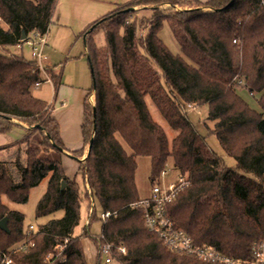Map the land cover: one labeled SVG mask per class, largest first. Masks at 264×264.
<instances>
[{
    "label": "trees",
    "instance_id": "obj_1",
    "mask_svg": "<svg viewBox=\"0 0 264 264\" xmlns=\"http://www.w3.org/2000/svg\"><path fill=\"white\" fill-rule=\"evenodd\" d=\"M57 1L0 0V133L22 124L28 130L24 140L0 149L10 152L0 160V221L6 218L9 228L8 233L0 230V245L8 250L30 243L26 251L13 255L22 264H43L45 256L65 240L69 241L67 261L55 264H87L82 235L76 233L82 222L76 183L65 175L60 161L45 153L66 150L52 108L33 94L46 79L30 49L19 48L28 49L31 59L10 51L32 33H48ZM149 1L119 6V11L86 32L93 87L85 102L80 151H87L86 182L97 204L88 225L98 220L97 207L113 214L102 222L101 236L113 250L125 249V254L116 250L114 258L120 264H205L167 251L158 236L145 228L143 210L131 207L140 200L135 180L138 160L150 159L152 183L174 161L189 184L168 207L175 226L198 245L249 259L252 244L264 240V0L168 2L192 9L181 12L154 7L166 4L164 0ZM196 4L215 9L229 6L205 12L193 9ZM136 7L142 8L120 11ZM145 11L151 15L135 18ZM164 28L171 45L163 40ZM237 34L240 66H236L232 44ZM98 35L103 38L100 45ZM238 72L249 92L260 95L261 113L232 88ZM50 79L57 91L60 76ZM91 93L94 106L88 99ZM147 99L173 133L172 140L153 119ZM188 104L208 108L206 118L214 124L209 134L216 137L225 156L235 161V167L226 166L209 146L190 120ZM33 132L43 141L37 146L30 140ZM45 144L48 150L42 147ZM46 179L47 191L35 214L36 219L47 221L27 238L25 216L10 210L4 199L25 204L30 191ZM59 213L63 214L60 218Z\"/></svg>",
    "mask_w": 264,
    "mask_h": 264
},
{
    "label": "rangeland",
    "instance_id": "obj_2",
    "mask_svg": "<svg viewBox=\"0 0 264 264\" xmlns=\"http://www.w3.org/2000/svg\"><path fill=\"white\" fill-rule=\"evenodd\" d=\"M170 1V0H168ZM199 1V0H198ZM151 2V0L149 1ZM154 2V1H153ZM200 2V1H199ZM232 2V1H231ZM202 3V2H201ZM231 4V3H230ZM229 4L227 6L221 7L217 10H223L226 7H228ZM157 9L160 10H167V9H172L175 10L177 12H181V11H190L192 10L191 7H183V6H174L172 4H163L161 6H154ZM139 8L142 7H136V8H126L124 10H120L121 12H136V10H138ZM193 9H199L202 11H209V12H215L216 9L213 6H208V5H194L192 7ZM119 11V9L117 8V10L115 12ZM145 14L151 15V13L149 11H145V13L142 12H138V14H135V18H142ZM112 15V14H111ZM110 16V15H109ZM108 17V16H107ZM92 26L86 31L87 33L91 30ZM64 35H66V31ZM84 33V37L86 39V34ZM162 35L164 42L167 45H171V39L169 37V33L167 31V28H164L162 31ZM240 37L237 35L234 36L232 44L235 47L236 50V54H235V63L236 66H240L241 65V57L240 54L237 53V50H240V46H241V40L239 39ZM102 36L98 35L96 36V43L97 45L102 44ZM235 39H239V41H237V43H234ZM59 48L62 50V48H66L68 51L65 54L67 57L69 56V53L71 54V59L72 57H74V54H80L82 53V55L84 54V51L80 49V47L76 48L75 50L73 49L74 41L73 40H59ZM62 41H65L62 43ZM46 43H47V37H46ZM62 43V44H60ZM95 43V44H96ZM83 46V43H81ZM47 46V45H46ZM44 49V56L48 54H46V48ZM60 49L57 48L58 51H61ZM72 50L75 51L74 53H72ZM81 50V51H80ZM11 52H16L19 54H23L26 58L31 59L30 57V52L28 49H25L23 52L19 49V48H11L10 50ZM62 52V51H61ZM62 54L56 55L55 53L53 54V59L56 61L58 59L59 64H62V66L60 67V71H63L65 69V66L67 64L66 61V57L61 56ZM62 57V58H61ZM70 59V61H71ZM86 62V61H85ZM84 62V65L86 64ZM81 63L77 64L75 67V71L77 73V76H80L81 74ZM49 71L46 72L48 74L49 77H53L56 75L55 71L49 67ZM52 71V73H51ZM56 77L58 78L59 75H56ZM243 75L238 72L235 76V78L233 79V85L232 88L234 89L235 92H237V94L249 105V107L252 110L257 111L258 113H261V108L259 106L258 100H259V94L258 93H251L249 92V85H247L246 80L244 78H242ZM53 79H50V82H44L42 84H40L39 87H37L36 89L33 90V94L34 96H36L37 98L39 97L40 100L46 102L47 104L50 105V100L54 98L55 96V91L54 88L52 89V86L54 87V85H51V82L53 83ZM54 84V83H53ZM89 103L92 104L93 106L95 105V99H94V95L93 93H91L89 95ZM93 100V102H92ZM147 104L148 107L150 109V112L153 116V119L160 123L167 131L169 139L172 140L173 139V133L170 132L168 125L166 124V122L164 121V119L162 118V116L160 115L159 111L155 108V106L152 104V102L150 101V99H147ZM195 105V104H194ZM52 108V107H51ZM200 114H196V112L192 111V110H188V116L190 118V120L195 124V126L198 128V130L200 131V133L206 137L207 143L209 144V146L218 154L219 157H221L225 163L226 166L228 167H235L236 163L233 159L227 158L222 150V148L220 147L217 139L215 136L210 135L208 128L212 129L214 127V124L212 122H209L207 120V113H208V108L207 107H200ZM75 115V114H74ZM17 124H21L19 121H15ZM78 126V123L75 122L71 125V130H72V134L74 136V138H76V132H75V127ZM32 127H29L28 129H31ZM79 135H80V128L77 127ZM28 135V130L23 127V126H19V125H14L10 131L5 132V133H0V148L1 147H5V145L8 144H12V143H16L19 141H22L24 139V137L26 138V136ZM30 140L31 143H33L35 146L38 145V143H40L42 141V138L40 136V134L38 132H33L30 135ZM77 141V140H76ZM43 142V141H42ZM41 142V143H42ZM42 147H44L45 149L48 150V145H42ZM42 148V149H44ZM6 151L2 150L0 151V160H5L7 159V157L9 156L8 153H5ZM77 152V151H75ZM47 155H49L48 157L51 159H56L58 161L61 162V165L63 167V170L65 172V175L67 177H69L71 180H74L76 183V187L79 191V196H80V200L82 203V222L79 226V228L76 230L77 235H82V246L84 247V254H85V258L87 261V264H105V258L102 257L101 255V245H100V241L98 240V237L101 236V228H102V221H101V214L102 212L99 210V208L97 207V221H92L91 227L89 225H86V218L91 215V211L88 210V207L91 209V207L94 205L97 206L96 204V200L92 197V194L90 193V186L88 185V182H86V172H85V162H86V157H87V151H85L83 153V151L79 150L78 155H72L73 152H66L63 151V155L62 154H58L57 152H54L53 150L49 149L48 152H45ZM6 156V157H5ZM74 156H76L77 160L74 159ZM146 160L139 159L138 160V164L139 165V175H138V179L141 180L142 177H144L145 179V174L147 172V163L145 162ZM173 161V160H172ZM143 163H144V172L143 171ZM172 164V168L174 166V161ZM168 166V165H167ZM170 166V167H171ZM151 177V175H150ZM151 181V180H150ZM149 181V186L148 184L145 182L146 184V189L149 190L150 187V183L151 186L153 185L152 181ZM47 185H48V179L44 180L38 187L32 189L30 191L29 194V200L27 203L25 204H20V203H15L10 201L8 198L4 199V203L9 207L10 210L12 211H17L22 213L25 216V221H24V234L26 235L27 238H30L36 231H38V229L34 230L33 233L30 232V235L27 234V232H29V227L34 225V226H38L41 224L46 223L47 220H38L36 219V214H35V210L37 207V204L39 202V200L42 198V196L45 194V192L47 191ZM62 213H59L57 215L58 218L62 217ZM82 229H84V231H82ZM24 243V242H22ZM21 243V244H22ZM116 250L119 252L118 249H114L112 252V255H114L115 257V253ZM126 253V251H125ZM124 253V254H125ZM113 257V258H114ZM111 264H120L117 260V258H114Z\"/></svg>",
    "mask_w": 264,
    "mask_h": 264
},
{
    "label": "crops",
    "instance_id": "obj_3",
    "mask_svg": "<svg viewBox=\"0 0 264 264\" xmlns=\"http://www.w3.org/2000/svg\"><path fill=\"white\" fill-rule=\"evenodd\" d=\"M135 0H58L56 8L54 10L51 25L49 31L46 34L47 37V50H46V66L51 67L56 75L60 76L59 86L55 91V96L50 100L52 107V117L55 118L60 126V135L65 146L66 152H75L82 150L84 147V139L82 134V125L85 115V102L89 90L93 87L92 74L89 67V62L86 56L84 33L93 26L97 21L113 14L119 6L127 5ZM168 3V0H164ZM202 3H206L210 0H199ZM66 31V35H64ZM73 40V49L80 47L84 51V54H74L71 59V54L67 57L66 48H59V40ZM65 41H62V43ZM60 43V44H62ZM83 43V46H81ZM60 49L61 51L57 50ZM80 50V51H81ZM75 51L72 50V53ZM14 53H16L14 51ZM66 57L67 64L63 71H60L62 64H59L58 59L55 61L53 54ZM19 54V53H16ZM62 58V57H61ZM71 59V61H70ZM86 61V62H85ZM84 62L86 63L84 65ZM81 63V74L77 76L75 67ZM51 85H54L51 82ZM54 87L52 86V89ZM36 97V96H35ZM39 98V97H38ZM75 114V115H74ZM78 123L80 128V135L77 127H75L76 138H74L71 130V125L75 122ZM25 127L24 124H22ZM25 139V137H24ZM23 139V140H24ZM77 140V141H76ZM20 142V141H19ZM19 142L5 145L0 149L13 146ZM2 151V150H0ZM146 160L147 172H144L145 179L142 177L138 179L139 165L136 171V186L140 199L147 198L150 195L151 183L149 190L146 189V184L149 186L151 175V162L149 158H140ZM151 182V181H150Z\"/></svg>",
    "mask_w": 264,
    "mask_h": 264
},
{
    "label": "built area",
    "instance_id": "obj_4",
    "mask_svg": "<svg viewBox=\"0 0 264 264\" xmlns=\"http://www.w3.org/2000/svg\"><path fill=\"white\" fill-rule=\"evenodd\" d=\"M239 39H235L237 43ZM46 43V35L38 32L32 33L27 39L23 40L17 48L26 47L31 51V57L34 59L38 68L44 74L47 82H50V77L46 73V57L44 56V49ZM93 102V100H92ZM200 107L194 104H188L187 109L200 114ZM168 165L162 170L157 180L151 186L150 195L147 198L140 199L138 202L131 204L132 208H141L143 210V221L145 228L158 236L162 246L169 252L194 258L205 264H264V240L256 241L251 246V256L249 259L235 258L228 256L214 247L198 245L194 242L191 235L181 228H177L168 213V207L175 201L177 196L182 193L187 187L188 182L176 168ZM91 214L93 206L91 207ZM113 214L111 212L102 213L100 218L105 222ZM90 215L86 218V225H88ZM30 232L38 229V226H30ZM101 245V255L105 258V264H111L114 255L113 246L103 242V237H98ZM31 246L25 241L22 244L4 250L0 245V264H22L13 258V255L22 253ZM69 248V241L58 244L52 253L45 256L43 264H55L57 262L64 263L67 261V250ZM119 252L124 254L125 249L118 248Z\"/></svg>",
    "mask_w": 264,
    "mask_h": 264
},
{
    "label": "water",
    "instance_id": "obj_5",
    "mask_svg": "<svg viewBox=\"0 0 264 264\" xmlns=\"http://www.w3.org/2000/svg\"><path fill=\"white\" fill-rule=\"evenodd\" d=\"M233 1H235V0H232V2ZM231 2V3H232ZM23 39H25V37L23 38ZM84 40H85V38H84ZM91 145H92V142H91V144H90V146H89V150H90V148H91ZM64 186H65V184H63ZM63 186V187H64ZM0 230H2V231H4V232H9V228H8V220L6 219V218H4L3 220H1L0 221Z\"/></svg>",
    "mask_w": 264,
    "mask_h": 264
}]
</instances>
